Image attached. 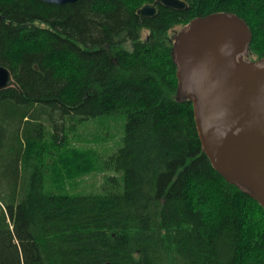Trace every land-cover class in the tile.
<instances>
[{"label":"trees","instance_id":"1","mask_svg":"<svg viewBox=\"0 0 264 264\" xmlns=\"http://www.w3.org/2000/svg\"><path fill=\"white\" fill-rule=\"evenodd\" d=\"M182 1L0 0V264H264V210L212 168L171 57L174 30L230 12L263 58L264 0Z\"/></svg>","mask_w":264,"mask_h":264},{"label":"water","instance_id":"2","mask_svg":"<svg viewBox=\"0 0 264 264\" xmlns=\"http://www.w3.org/2000/svg\"><path fill=\"white\" fill-rule=\"evenodd\" d=\"M48 4L76 0H41ZM160 4L186 9L182 0H155L137 10L152 17ZM247 23L230 12L196 17L172 36L178 101L192 103L195 128L212 168L264 210V57H244ZM15 86L0 66V89Z\"/></svg>","mask_w":264,"mask_h":264},{"label":"rangeland","instance_id":"3","mask_svg":"<svg viewBox=\"0 0 264 264\" xmlns=\"http://www.w3.org/2000/svg\"><path fill=\"white\" fill-rule=\"evenodd\" d=\"M179 30L178 29L174 30L172 32L171 38L175 34V32L179 31ZM145 35H146V33L143 31V36H145ZM109 120H110V124L108 125ZM109 120H108V123L103 122V126H104L105 131L107 129H110L113 132V137L111 139L104 141L102 144H100L96 147L98 154H100L102 156V158L108 157V155L112 154L116 150V148L118 147L119 140H120L119 139L120 138V134H119L120 128L122 127V124L124 122L120 118H114V119L110 118ZM99 123H100V121H95L94 122L95 127L100 125ZM82 125H84V124H82ZM82 125L78 124L77 127L75 126V128H76L75 131L76 132L82 131V136L85 137V132L88 134V131L87 130L85 131V129H82ZM92 126L90 125L89 130L94 128ZM73 144L76 146L78 143L74 142ZM107 175H112V173L110 171L104 172V173H94L90 176H87L84 180L79 181V184L76 187L78 188V190L85 189L86 192L93 191L94 189H96L98 187L100 182H102V178H104Z\"/></svg>","mask_w":264,"mask_h":264}]
</instances>
